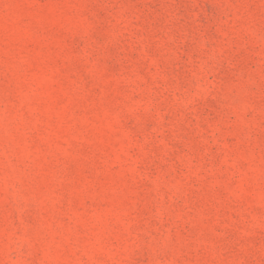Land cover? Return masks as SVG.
I'll return each mask as SVG.
<instances>
[{
	"label": "rangeland",
	"instance_id": "1",
	"mask_svg": "<svg viewBox=\"0 0 264 264\" xmlns=\"http://www.w3.org/2000/svg\"><path fill=\"white\" fill-rule=\"evenodd\" d=\"M0 264H264V0H0Z\"/></svg>",
	"mask_w": 264,
	"mask_h": 264
}]
</instances>
